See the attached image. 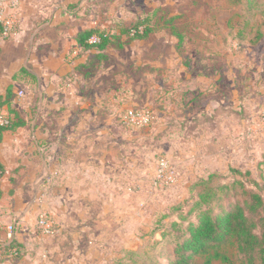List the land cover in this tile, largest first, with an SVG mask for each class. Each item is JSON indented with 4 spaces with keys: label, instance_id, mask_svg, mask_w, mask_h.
<instances>
[{
    "label": "rangeland",
    "instance_id": "obj_1",
    "mask_svg": "<svg viewBox=\"0 0 264 264\" xmlns=\"http://www.w3.org/2000/svg\"><path fill=\"white\" fill-rule=\"evenodd\" d=\"M15 15L17 34L4 41L19 36L26 20L37 30L55 27L52 35L61 38L63 32L68 39L93 26L119 33L144 18L155 32L124 48L116 43L108 66L84 75L89 84L112 86L103 112L116 117L115 142L129 147V171L113 185L112 213L89 207L65 214L55 182L57 216L48 213L49 229L40 227L37 216L29 247H21L11 263L245 264L232 242L220 249L227 261L210 259L211 251L180 263L176 250L201 211L217 216L246 207L252 194L264 196V0H18ZM171 28L172 34L166 31ZM57 39L43 43L42 52L56 50L61 57ZM75 48H64L72 66ZM190 74L201 79L187 86L182 80ZM59 87L56 106L45 94L36 114L49 113L44 145L51 157L53 145L61 143ZM127 110L134 112L131 119ZM60 169H54L56 177ZM201 181L215 189V197L199 208V194L207 190ZM246 212L260 234L264 208Z\"/></svg>",
    "mask_w": 264,
    "mask_h": 264
},
{
    "label": "crops",
    "instance_id": "obj_2",
    "mask_svg": "<svg viewBox=\"0 0 264 264\" xmlns=\"http://www.w3.org/2000/svg\"><path fill=\"white\" fill-rule=\"evenodd\" d=\"M79 30L69 39L61 32L60 38L52 35L57 34L55 27L37 30L33 22L26 20L19 36L0 41V113L13 118L11 110H16L27 122L14 132H3L0 140V164L4 167L0 178V244L9 242L5 227L14 224L15 240L22 247H29L28 237L33 235L37 216L41 212L56 215L58 209L51 202L54 197L51 187L55 182L61 184V209L65 214L75 208L82 213L91 207L99 215L108 216L115 198L114 182H122L119 176L124 170L129 171L128 144L115 142L111 126L116 117L103 112L104 103L113 98L112 86L89 84V77L69 74L73 66L68 64L64 48L77 46ZM56 38L61 43V57L54 53L56 50L50 56L43 53L41 45L56 43ZM60 60L61 66L57 64ZM28 74L35 75L37 81L32 82ZM197 79L201 76L190 74L182 81L191 86ZM60 83L61 143L53 145L51 157L48 146L44 145L50 136L44 126L49 113L43 110L30 122V105L38 92L41 102L47 100V94L54 108V95ZM60 167L56 177L54 169ZM12 260V256L0 254V264H13Z\"/></svg>",
    "mask_w": 264,
    "mask_h": 264
},
{
    "label": "trees",
    "instance_id": "obj_3",
    "mask_svg": "<svg viewBox=\"0 0 264 264\" xmlns=\"http://www.w3.org/2000/svg\"><path fill=\"white\" fill-rule=\"evenodd\" d=\"M173 17H169L172 21ZM148 18L141 19L130 27L119 28V33L116 30L93 26L83 28L78 31L76 36L77 46L74 50L76 53L73 58V71L87 74L99 70L104 65L112 60L110 49L117 43V47L124 48L130 44L148 40L150 35L155 32L145 21ZM167 22V21H166ZM166 31L172 34V30ZM2 27L0 25V41L3 40ZM174 33V32H173ZM178 43H183L181 35L175 34ZM32 82L37 81V77L28 74ZM10 91V90H8ZM40 97L35 94L33 102L30 105V115L35 117L39 108ZM138 110V108H133ZM13 118L7 117V124L0 126V140L3 132H14L16 129L27 124L25 119L16 110H11ZM128 114V110L125 115ZM2 174L4 167L0 164ZM200 188H207L205 192L199 194L196 207H202L209 204L215 197V189L206 186V182L201 181ZM261 207L264 208V196L259 194H252L251 199L246 202V207L240 205L234 206L229 212L213 216L209 211H201L199 215V223L191 224L186 230V238L178 244L177 254H181L180 263H188L189 258L195 254H212L210 259L222 258L227 261V256L221 252V247L228 242H232L238 256H242L245 264H264V226L259 234L257 232L258 225L252 221L246 212L259 211ZM247 208V209H246ZM22 244L15 238L6 243L0 244V254L13 256L16 259L20 257ZM210 262V260H208Z\"/></svg>",
    "mask_w": 264,
    "mask_h": 264
},
{
    "label": "built area",
    "instance_id": "obj_4",
    "mask_svg": "<svg viewBox=\"0 0 264 264\" xmlns=\"http://www.w3.org/2000/svg\"><path fill=\"white\" fill-rule=\"evenodd\" d=\"M18 7V0H0V25L2 27V35L3 39L6 40L8 38L13 37L17 34L19 28V21H15V12ZM15 18V20H14ZM133 111L128 112L126 115L130 119L132 118ZM7 124V117L0 114V126ZM135 124L133 122H128L127 125ZM2 176V171L0 170V178ZM44 196V195H43ZM42 196V198H43ZM39 225L42 229H49L50 222L47 212H41L39 214ZM0 229H2V225L0 223ZM7 232V238L10 241L14 239L16 226L14 224H10L5 227Z\"/></svg>",
    "mask_w": 264,
    "mask_h": 264
}]
</instances>
